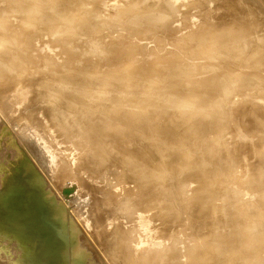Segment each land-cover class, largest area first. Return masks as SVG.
I'll return each mask as SVG.
<instances>
[{
  "label": "rangeland",
  "instance_id": "obj_1",
  "mask_svg": "<svg viewBox=\"0 0 264 264\" xmlns=\"http://www.w3.org/2000/svg\"><path fill=\"white\" fill-rule=\"evenodd\" d=\"M32 1L33 0H31V1L30 0H0V2H1L0 3V22L3 23L4 26H6L5 29L7 30V32H2V33H4V34L6 33V34L10 35L11 37H13L15 39L14 42H13L14 43V50L20 51V53L24 52L26 50L27 45H28V44H24V42H22L23 41V35L22 34H26L27 31L30 33V35L32 34L31 35V37H32L31 38V43H32L34 41V39L36 37H40L41 34H42V37L45 36L47 34L46 31L48 32L51 27H54V26L67 27V26L70 25L72 27L75 26V28H76L79 25H82L83 22L81 20H77V21H75V23H73L71 21H72L73 18L76 19V18L81 17L79 15L80 13L83 16H86L85 18H86L87 21H86V24L84 23V25L88 26V25L91 24L92 30L91 29L90 30L93 31V33H95L97 36L105 34V37L107 39V43L105 44V46L107 48H109V49H113V48L117 47V45L114 44L115 43L114 40L117 39L118 40L117 41L118 44L122 43L123 46L124 45L128 46L130 44L128 40H131V44H133V43H137L138 44L139 43L138 44L139 45L138 46L139 49L137 51L140 52V50H141L139 55L143 56V57L146 56L145 52H147V51L150 52V50H152V49L158 51V54L156 56H154L152 58H149V59L148 58H144L143 61H140L137 64V67H142V66L144 67L145 66L144 67L145 69L144 68L141 69L143 72L139 73V75H138L139 77L135 78L131 82L132 84L129 85V83H128V84L125 85V86L129 85L128 87H125L124 85L122 87V85L120 84L121 86L117 88L118 92L122 91V93H121L122 96H120V98H124L125 97V99L126 98L129 99L131 97V94H132V91H131L132 89L131 88H133L134 91H139V93L141 95L140 97H144V96H147L146 95L147 86H149V85L153 86V85H157V84L160 85V86L158 85L159 88L157 90H153L152 95H150L151 99L153 100V104H156V105L158 104L157 106H159L158 117L160 118L159 120L160 121L162 120V121H161V124L157 123V122H155V124H157L156 126H158V127L160 126V128L155 127V125H153L154 121H153V124H152V121H151V125L152 126L150 125V122H149V124H147V127H148V125H150V127H148V129H149V128H152L154 126L155 128H157V130L160 129L159 132L162 131L163 128L165 129V130L163 129L164 130V131H162L163 133L160 132L159 138L155 137L157 139L153 140L151 143L152 144L155 143V145H156V146H153L155 148V150H154L155 154L154 155H156V157H155L157 159L156 162L160 163L161 154L162 153H165L164 155H166V157L168 156L167 160L169 161V162L167 161V163L164 164V166H163L164 169L163 168L160 169V172H162V173H159L160 176H157V177H161L162 179L161 178H157V177H156V179H157L158 182L161 183V180H164V182H165V178H166V181L168 179L170 184L167 181V183L169 185H167L165 183L164 187H162L161 186L162 183L159 184L157 182L159 184L157 186L160 187L159 190L162 193L160 191L159 192H160L161 195L163 194L162 195L163 197L161 196L160 199L158 198V200H157V207L158 206H160V207H158L159 210L157 212L158 214H157V217H156V220H155L156 222L154 224L155 225V229H154V232H152V234L148 236L149 238L147 237L148 238L147 239L148 242L147 241L145 242L146 244L144 245V248L147 247V248H154L155 249V247H156V249L154 251H155V255H157V257L159 256V258L161 259L160 264H166L165 262H167V264H171L172 263L171 261H173L172 259H174V261H175V259H178V258L181 259V260L184 259V258L185 259L182 260V261L181 260L179 261V259H178V260H176L175 264H184V263L185 264H190V263L193 264V262H196V261H199L200 262L199 264H204V261H208V263L205 262V264L206 263L207 264H215V263L216 264H259V263L260 264H264L263 262H259V261L257 263V260H259L260 258H261L260 259L261 261H264V251H263L264 250V246H263L264 245V241H263V239H264V227H263L264 223L263 222L264 221L263 222L261 221L264 218L263 217L264 216L263 215V213H264V188L262 187V190L259 189L264 184V158H261L260 156H258L257 153H255V152H258V150H260V148L263 147V145H264V125L255 122V121H258V120L259 121L260 120L263 121V119H264V116H262L263 113H264V107H262V106H264V99H263L264 98V60H263L264 59V57H263L264 56V49H261V48H264L263 47L264 46V31H263L264 30V20H263L264 19V0H259V1H257V0H250V1L249 0L248 1L245 0V1H243V3L242 2L240 3L241 5H239V1L238 0H223V1L222 0H214V1L213 0H202V1L198 0L199 2L197 0H190L191 2L187 1V0H176V1L175 0H171L172 4H171L170 0H168V1L167 0H163V1L161 0V2H163V3H160L161 4L160 8H163V9L165 8V10H168L169 7L173 8V6L176 8V9L173 8L174 10L171 9V8L169 9V10H171V15L172 16L170 15L169 16V20L166 21V23L170 25L169 27H167L168 30H170V31H168V33L167 32L165 33V31H167V28L163 29L164 31H161V32L153 31L154 29L152 27H150L151 26V25H149L150 23L149 22L148 23L147 22H143L144 20H142V19L148 20L149 15H143V13L142 14L140 13L141 12L140 10L137 11L135 9V7L139 3L141 4L142 2L145 3L147 1L149 3L151 0H94V4H95L94 6L95 7L94 8H90L88 10L82 9V7L78 6L79 4H83V3L87 4V3H85L86 0L85 1L84 0H79L80 2H78L77 0H75V1L74 0H58L59 2H56L55 0H53V2H51V0H40L38 2L42 3V6L44 5V8H42V6H41L40 7L41 9L39 8L40 11L38 10L39 12L38 11L34 12V10L31 9V8L34 7V6L32 7V5H35ZM54 1L56 3H58L56 5L57 7L54 5V4H56V3H54ZM193 1L196 4H194ZM203 1L204 2L206 1V2L203 3ZM187 2L193 3L194 5L193 4L189 5ZM244 2L246 4L247 3L248 4L246 5ZM259 2H261V3H259ZM52 3H53V5H52ZM89 3H90V1L88 2V5H89ZM169 3L171 5H169ZM183 3L184 4L187 3V4L184 5ZM92 4H93V2H92ZM92 4L90 3V6ZM112 5H113V7H112ZM175 5H177L179 8L177 6H175ZM108 6H110V8ZM132 6H135V7H132ZM201 6L204 9H202ZM17 7H19L20 11H18ZM195 7H196V9H195ZM197 7H200V8H197ZM207 7L209 9L205 10V8H207ZM242 7L243 8H246V7L249 8L250 7V8H249V10L248 9L246 10V9H243ZM252 7H253V9H252ZM254 7L257 8V9H255ZM104 8H107L108 10L104 11ZM217 8H219V12H218V10H216ZM220 8H222V9L220 10ZM182 9H184V10H182ZM198 9H200V11ZM15 10H16L17 14H15L16 13ZM30 10H32L33 12L32 11L30 12ZM113 10L116 11V12H114ZM211 10H212V12H211ZM251 10L254 13L251 12ZM12 11L14 12L15 15L12 13ZM178 11H180V12H178ZM183 11H186V12L182 13ZM190 11H192V12H190ZM202 11L205 14L202 13ZM205 11H207V12H205ZM213 11H214V13H213ZM216 11H217V14L215 13ZM243 11H245V12H243ZM249 11L252 14H250ZM258 11H260V12H258ZM173 12H175V13H177L179 15H180V13H182L181 16H180L181 18H178L179 15H177V14H175ZM199 12L202 13V15H204V18L201 17ZM220 12L223 13V14H221ZM235 12H238L239 14L238 13L236 14ZM255 12H257V13H255ZM30 13H33L34 17ZM190 13H191V16H190ZM195 13H197L196 14L197 16L195 15ZM198 13H199V15H198ZM185 14L186 15L189 14V15L186 16ZM232 14L234 15L233 18H231ZM235 14L237 16H240V17H237ZM91 15H92V17H91ZM136 15H138V16H136ZM192 15H194V16H192ZM209 15H210V17H209ZM87 16H89V17H87ZM211 16H213L214 19H210L209 20L208 18H211ZM214 16L216 17V19H215ZM248 16H250V17L248 18ZM30 17H32V18H30ZM187 17H189L188 18L189 21L187 20ZM226 17L227 18L229 17V18L226 19ZM235 17H236V21L234 20ZM122 18H123V20H122ZM205 18H207L208 20L207 19L204 20ZM246 18H248V19H246ZM255 18H257L258 20L261 19L259 21L262 22L263 25H262V23L257 21V19H255ZM56 19H58V20H56ZM70 19H71V21H70ZM131 19H132V23H133L134 20H136V21H134V25L131 24ZM11 20H13V21H11ZM222 20H224V21H222ZM231 20H232V23H229V21L231 22ZM123 21H124V23H123ZM181 21H182V23H181ZM190 21H191V24L190 23L188 24V22H190ZM204 21H206V22H204ZM208 21H210L211 24ZM242 21H243V23H242ZM253 21H255L257 23H255ZM35 22L37 23V25H36ZM76 22H78L80 24H78V23L76 24ZM91 22H93V23H91ZM138 22H139V24H138ZM217 22L220 23V25L224 24L225 22L228 23V24H232L233 29L232 28L231 29L233 31H235L234 34L237 33L239 35V32L243 33V34H240L239 36H237V34L233 35V34H231L233 31L229 28L231 25L227 26L228 24L225 23L227 27H225V29H224V26L221 25V27H220L219 24H217ZM38 23H39V26H38ZM55 23H58V24L61 23V24L58 26ZM204 23H206V24H204ZM207 23L209 25H207ZM42 24H43V26H44V24L47 25L46 26L47 28L45 26H44V28L42 26H40ZM48 24H50V25H48ZM235 24H237V25H235ZM247 24H248V26H247ZM26 25H28L27 27H29V28H27ZM35 25L37 26V28H36ZM182 25H184V26L186 25V26L184 27ZM216 25H218L222 30L220 28L219 29L221 31L220 30H216V29H218L216 27ZM251 25H254V26L250 27ZM145 26L148 27V30H147V28ZM201 26H205V27H201ZM214 26L216 27V29H215ZM245 26L248 27V28H246L244 30ZM258 26H259V28H258ZM143 27H145L146 30L143 29ZM207 27H208V29H207ZM237 27H241L242 30H241V28L237 29ZM228 28L232 31V32L230 31L231 36H230V34L228 32L229 31ZM255 28H257V29H255ZM262 28H263V30H262ZM95 29H96V31H95ZM177 29L182 30V31L178 32ZM206 29H207V31H206ZM209 29H211V30H209ZM227 29H228V31H227ZM16 30H17V32L19 34L16 32ZM40 30H43V31H40ZM100 30H101V33L99 32ZM236 30L239 31V32H236ZM246 30H247V32H245ZM253 30L254 31L257 30V31L254 32ZM214 31H216V32H214ZM171 32H173V33H171ZM218 32L220 33L219 35H218ZM250 32H252V33H250ZM36 33H38L39 35L36 34ZM13 34H15V35H13ZM243 35L245 37H243ZM246 35L248 36V38H247ZM250 35H252L251 36L252 39L251 38L249 39ZM228 36H230V39L227 40V38H229ZM233 36H237V37H239V39H241L243 37L242 41L241 40L237 41L238 38L236 39ZM254 36H257V37H254ZM89 38H88V36H83V37L77 38L78 40H80V42H79V46L80 47L77 45L78 44L77 43L76 44L78 46L77 50L76 49L74 51L67 50L66 52H64L65 57H63L64 56L63 55L62 56L63 59L59 60L58 62H57V59L53 60V59H55L54 56H55V52L57 53V50L55 49V47H50L49 46V50L50 51H48V49H47V50H45V52H43V54L45 56L43 54L42 55L40 54V56H39V52L38 53L36 52V53H34L35 55L34 54L32 55L33 59L31 57V55H29L30 59H29V62L27 64L23 60L19 59V60H16L15 62H13L16 65L13 64V63H10L9 65L12 68L15 67L14 68L15 69L14 72H15L16 75H18L19 72L23 71L26 68H29L31 70V72H34L35 70L36 71L38 70V73L35 72V74L32 75V81L36 80V81H34L33 88L34 89L38 88V85L41 84L42 82L44 83V85H47V86H45L46 88L42 87L43 91L42 90H39V91L37 90L36 93L34 92L35 93L34 96L43 95V97L48 98V97L51 96V94H52L51 92L56 90V88H54V86H56L57 83H59V82L64 83V82L67 81L66 82L67 86H65V87H68V85H69L71 87V91H67V90H65L66 88L63 87L64 89H61V92H62L61 94L67 100H69V99H74V100L78 99L79 95H81L83 93V90H84L81 87L84 88L85 86H89V87L97 86L98 83L104 82L106 80V78H108V76L110 77V75H112L114 72H115L114 74H118L119 73V71H113L112 72V70L109 69L110 68V65H109V67H106L107 69H105V70L103 69V72H101L102 67L101 68L99 67L100 69L97 68L96 70L99 69L100 71L98 70V72H96V74H94L95 76L93 75L94 78L92 76L88 77L89 74H88L87 71H89L90 69L88 68V65H84V63H85V61L88 60V58H90V55H88V54L87 55H81V52L85 51L84 48L87 49L88 46L85 45L86 44L85 42ZM216 38H218V39H216ZM231 38H234L232 40L234 42H237V43L234 44V42L231 41ZM244 38H246V39H244ZM134 39H135V42H133ZM136 39H137L138 42L136 41ZM243 39L245 41H243ZM247 39H249V40L247 41ZM221 40H223V41H221ZM240 41H241V43H240ZM182 42H183V44H182ZM184 42H185V44H184ZM218 42L220 44H218ZM224 42H225L226 45H224ZM245 42H249V43H245ZM255 42H257V43H255ZM238 43H240L241 45L243 44L246 49H244V48H243L244 50L240 49L239 47H241V45H239ZM107 44H109V45H107ZM222 44L224 46H226V47H223ZM210 46H211V48H210ZM244 46H242V47H244ZM94 47L96 48V47H99V46L97 45V46H94ZM223 48H225V50ZM226 48H228V50ZM80 50H82V51H80ZM209 50H211V51H209ZM226 50L228 52H226ZM68 51H69V53H68ZM199 51H200V53H199ZM239 51L242 52L241 55H239V58H241V60L238 58V60H240V63H241V61H243L245 59H248L251 56V60L250 61H252L251 63H253V66H251V67L249 66L248 68H249V70L251 72V76L250 77L253 76V79H254L253 81H252V78L248 79L246 74H245V76H244V74H242L243 71H241L242 70L241 67H240V69H238L239 70L238 74H240V75H237V76H236L237 70L230 67L231 66V60H233L232 58H234L237 54H240ZM224 52H226V53H224ZM234 52L236 53V55H235ZM119 53H120V51H119ZM196 53H198V55ZM115 54H117V52H115ZM127 54L128 53H125V55H126L125 58L128 57ZM224 54H226V55H224ZM227 54H229V55H227ZM46 55H47V57L50 55L49 57H51V58L47 59ZM72 55H74V56H72ZM59 57H61V56H59ZM255 57H257V58H255ZM3 58L6 59V60H9L10 56L8 54H3ZM34 58H36V59H34ZM64 58H69L71 60H73L75 58L76 59L80 58L79 59L81 61L80 65L81 66L84 65L86 67H84V68L81 67L82 70H80V68H79L78 69L79 71H78L74 67V63H75L74 60H73L74 63L71 62V61H68L67 59H65L67 61V62H65ZM127 59H128L127 61L130 60L129 57ZM160 59H163V60L165 59V62L163 60L158 62ZM196 59H197V61H196ZM166 60H167V62H166ZM259 60L262 61V62H260ZM120 61H123V60L121 59ZM125 61H126V59H124V61H123L124 63L123 64H125L127 62V61L126 62ZM68 62H69V66L66 67V65H68L66 63H68ZM153 62L154 63L156 62L157 66L161 62H164L163 64L165 66L161 63L162 66L160 65V68H159V66L157 67ZM195 62H197V63H195ZM167 63H168V65H167ZM207 63H208V65H207ZM257 63H259V65ZM243 64H244V62H243ZM1 65L2 64L0 63V66ZM63 65L66 67V69H65V67ZM72 66L74 67V69H73ZM133 66H135V68H136V64L133 65ZM146 67H148V68H146ZM153 67H155V69L157 67V71H159L160 74H159V72L154 70ZM46 68H47V70H45ZM55 68H58V70H60V71H58ZM152 68H153V70H152ZM174 68H175V70H174ZM197 68L199 70H197ZM53 69H54V72L52 71ZM72 69L76 70L77 73H74L75 71H73ZM85 69H87V71ZM146 69L148 71L144 72ZM61 70H62V72H61ZM189 70H190L191 73L189 72ZM191 70H193V71H191ZM201 71H202V74L206 78L205 77L202 78V74L201 75L199 74L201 77L198 76L197 73H201ZM59 72H61V73H59ZM57 73L59 74V76H58ZM146 73L147 74H149V73L153 74V75H149V76H151V78H153V80L150 77L148 78ZM157 73L159 75H157ZM62 75H63V77H61ZM156 75L158 76V78H157ZM175 75H176V77H175ZM194 75L195 76L197 75V77H195ZM218 75H219V77H218ZM102 76H104V77H102ZM125 76H123V77L121 76L120 78H117L116 80L118 81V83H122V81H124L126 79ZM192 76H193V78H192ZM234 76L237 79V82L240 83L241 85H243L242 87H244L246 82H247L248 85L252 84V85H250L251 90H250V92H248L249 94L250 93L251 94L250 95L246 94V96H244L245 94L243 95V93L241 91L244 88L239 87V88H241V90L239 88H238L239 90L236 88L233 91L232 95L230 97L226 98V100H225L223 98V93H222L223 89H224V85L225 84L227 85L229 83L231 84L232 80L234 79ZM126 77H128V76H126ZM57 78H59V79H57ZM87 78H88V81H86ZM185 78H186V80H187V78L188 79L190 78V79L187 80V82H186ZM62 79H63V81H62ZM172 79H173V81H172ZM247 79L250 82L252 81L253 83L248 82ZM245 80H246V82H245ZM91 81H93V82H91ZM179 81L180 82L183 81V82H181V84H180ZM88 82H90L91 84H88ZM217 82H218V84H217ZM113 83H116V81L113 82ZM133 83H136V84L134 85ZM145 83H147V84H145ZM165 83H167V84H165ZM75 85H76V87H75ZM179 85H181V86H183L185 88H182ZM248 85H245V87L248 88L247 87ZM48 86H49V88H48ZM137 86H139V87H137ZM144 86H146V87H144ZM167 86L169 88H167ZM197 86L200 87V88L203 87L202 89H204V91H206V90L207 91H206V93L203 91L205 94L203 92H200V96H198V98H194V97L192 98V94L195 92L196 88H198ZM208 86H211V87H208ZM121 88H123V89L120 90ZM192 88L194 89V91H193ZM73 89L75 91L77 90V92H75ZM78 89H80V91ZM89 89H91V88H89ZM167 89H169V90H167ZM177 89L178 90L180 89V90L178 91ZM190 89L193 92L190 91ZM208 89L210 90V92H209ZM134 91H133V93H134ZM155 91H156V93H155ZM157 91H160V92H157ZM161 91H162V93H161ZM235 92H236V94H235ZM262 93H263V95H262ZM240 94H241V96H240ZM255 94H257V95H255ZM75 95H78V97H76ZM115 95H114V99H116V97H117V96L115 97ZM163 96H164V98H163ZM255 97H257V98H255ZM50 98H52V97H50ZM232 98L234 99V101H233ZM236 98H237V101H236ZM222 99H224V101ZM199 100H200V102H199ZM238 100H240V101H238ZM192 101H193V104H192ZM196 101L198 103H196ZM232 101L233 102L236 101V102L233 104ZM251 102H252V104L250 105ZM178 103H179V105L180 104L183 105V107L181 109L179 108V110L175 109V106L178 105ZM211 104H212V106H211ZM231 104H232V106L233 105L234 106L232 107ZM60 105H62V108H63L64 111L61 109L60 110L61 112L58 113V116L61 118V120L64 123L66 121L65 119L68 118L70 115L73 116L74 113H75L76 116H73V119H74L73 122H75V123L79 122L78 121V117L81 114L80 111H77L79 109V107L75 108L77 110H75L73 108V112H71V113H69L67 115L68 112L72 111V110L69 109L68 104L66 102L64 103V101H61ZM213 105H215V107H213ZM67 107H68V110H67ZM193 107L195 109H193ZM212 107L215 108V109H213ZM216 107H217V109H216ZM228 107H229L230 110L232 109L233 113H236L237 116L241 115L240 117H242V118L245 116V114H246V116L244 118H248V117L251 116V118H254V119H252V120H254L253 122L258 124V125H255V123H254L255 126L251 130L246 132L245 135L242 134L240 136V138H236L235 140L240 139V140H238V142L237 141L235 142L231 138L232 136L229 135L231 133H228V129L226 128L227 124L229 125V122L224 117H222V116H227V115H225L226 112H224V111H226L225 109L228 110ZM65 110L67 111L66 113H64ZM125 110H127V111H125ZM244 111H246V112L244 113ZM123 112H128L129 113L128 108L127 107L124 108ZM182 112H183V114H182ZM240 112H242V113H240ZM187 113H188V115H187ZM214 113H216L217 115L214 114ZM53 114H54V112H53ZM55 114H57V112ZM146 114L148 115V113H146ZM146 114L144 113V115H146ZM177 114H179V115H177ZM61 115H62V117H61ZM175 115H176L175 120H178V121H176L177 123L175 124L174 123L175 120H174V122H173L174 124L172 125V121L174 119L173 117ZM218 115H220V116L218 117ZM247 115H249V116H247ZM81 117H79V119H83L84 115H82ZM221 117H222V119H221ZM234 117H236V116H234ZM168 118H169L170 122H169V120H167ZM84 119H85V117H84ZM76 121H78V122H76ZM139 123L141 125V124H143L145 122L139 121ZM66 124H70V125L72 124L73 125L74 123L68 122ZM5 125H3L1 123V127H0V131H1L0 132V188H1L2 183H3V179L7 175H8V177L11 176L10 172L14 169V167L20 166V163H22V161H24V158H25V156H24L25 152L24 151L25 150H24V147H22V145H20V144H22L20 141L23 139V136L20 135V138H18V140H16L17 138L14 135V133L17 132V130L18 131L19 130H23L25 132V134H27V142H26V144H27L28 148L27 147L26 148L31 153V154L29 153L30 156H28V154H26V156L28 158L30 157L29 159L33 162V164L35 165L37 170L42 174V178H43L45 184L47 185V186H45V188H46V190L48 189L50 191L49 193H51V195L55 198V200L57 202V206L62 208L64 210V212H65V214L63 212L59 213V214H62V218H60V220L63 223L62 225L65 226V229H66L65 233H67V235L69 237L70 248L68 250H66L65 253L63 252L61 254L60 260L62 261V260L65 259L64 260L65 264H109V261H108V259H106L104 254H105L106 249H108L109 246H110L108 244L109 243L108 241L110 240V237L112 236L113 233L111 231L110 232L107 231L108 233L103 232L102 235L101 234L93 235L92 234V232H93L92 226H93L94 223L91 222L88 219L91 216V213H92L93 203L96 201V197H97L96 193L93 194V195H88L87 191L82 190L80 192V191L76 190L78 188H77V185H74L75 182H73L74 178L72 177L71 170L65 169L64 171H61L59 174L57 173L58 168H59V163L56 162V161H55V163H53L52 158L47 154L48 150H45V149H43L41 147L38 148L36 146V145H38V142L40 140V135H38V134L33 132L34 131V129H33L34 125L25 124V126L23 125L22 127H15V129H13V127H11L9 124H7L8 126L7 125L5 126ZM70 125H68V126H70ZM140 125H138V126L140 127ZM143 125H146V123L143 124ZM2 127H4V128H2ZM141 128H143L142 125H141ZM255 128H257V130H255ZM69 129H68L69 131L74 132V131H72L71 126H70ZM126 129L128 130V128H126ZM145 129H146V127H145ZM148 129L146 131H150V133L147 132V133H149V135H148V137H149V136H151L150 134L153 133V131H155V129L153 128L154 130H152V131H151V129L150 130H148ZM169 132H170V134H167ZM155 133H156V131H155ZM51 134H53V132ZM164 134H166V135H164ZM153 135H154V133L152 134V136ZM161 135H163V136H161ZM181 135H182V137H181ZM180 137L182 139H180ZM245 137H247L246 141H244ZM248 137H249V140H247ZM152 138L154 139V137H152ZM19 139H21V140H19ZM191 139H193V140H191ZM190 140H191V143H190ZM196 140H197V142H196ZM227 140H228V143H227ZM241 140H242V142H241ZM18 141L20 143H18ZM212 141H213V143H212ZM182 142H183V144H182ZM231 142H233V143H231ZM240 142L241 143L248 142L251 147L249 145H247V147H245L246 149L244 147H243L244 150L240 149V148H238L239 147L238 143H240ZM56 145L57 146L59 145L58 141L56 142ZM195 145H197V146H195ZM253 146H254V148H253ZM247 148L248 149L250 148L249 151H248ZM208 149H209V151H208ZM238 149H239V151H238ZM156 150H158V151L156 152ZM187 150L188 151L190 150V152H188ZM246 150L250 154L252 153L251 156L247 155V151ZM185 151H187L188 153H192L193 154V155L190 154L192 156L191 158H193L194 160L195 159L197 160V161L196 160L194 161L193 159H191L192 161L191 160L190 161L193 162V163L194 162L196 163V162H198V160H201L200 158H198V159L195 158L197 155L199 156V154H201L200 156L202 157L203 160H201L199 162L200 163V165L198 164L199 167L195 163L194 164L192 163V164H190V167L192 169L191 168H189V169L186 168L185 169L186 172H185L184 169L181 168L182 166L179 167L181 164L178 163V161H180V159L182 157L179 158L180 154L179 155H176V154H178L180 152H185ZM204 151H206L207 153L206 154L205 153L204 154L201 153V152H204ZM20 152H22V153H20ZM56 152L58 153L59 151H56ZM160 152H161V154H160ZM235 152L236 153L239 152V154H241V152H242V154L244 156H242V154L241 155L235 154ZM245 152H246V154H244ZM211 154L212 155L216 154V155L213 157V156H211ZM233 154H235V155H233ZM253 154H255V155H253ZM173 155L178 156L177 157V158H179L178 161L176 160V157L174 158ZM245 155H247L249 158H247ZM172 156H173V158H172ZM216 157H219V159L217 158L218 161H217ZM205 158L207 159V162H208V163H206V162L205 163L207 165H209V166H207L204 162L203 163L205 165H201L202 161H206ZM213 158H214V160L215 159L216 160L213 161ZM174 160L177 161V162H175ZM171 161H172V164H171ZM129 163H132V161H130ZM159 163H157V165H159ZM173 163L175 165L177 163V167ZM15 164H17V165H15ZM178 164H180V165L178 166ZM172 165L174 167H176L175 170H174L175 173L173 172V169H172L173 166ZM191 165H194V166L196 165L195 166L196 168H194L195 170L193 169L194 166L192 167ZM200 166L201 167L204 166L203 167L204 173L202 172V170H201L202 168ZM197 168H199V169H197ZM199 170H201V172L203 174ZM114 171H115V169L112 170L111 172H114ZM189 172L191 174H189ZM130 173L131 172H127V174H130ZM179 174H181V175L183 174L185 177H183V175L181 177ZM87 175H88V177H90V176H92V173H89ZM198 175L200 176L199 178H198ZM202 175H203V177L206 176V180L204 179L205 177L204 178L201 177ZM207 176H208V178H207ZM220 177L224 178V179H222L223 181H221ZM225 177H226V179H225ZM235 177H236L237 181H235L236 180ZM237 177L238 178L240 177L239 180H238ZM108 178H109V176H108ZM201 178L204 179V180L202 179L203 181L201 180L203 182V183L201 182L202 186H199L201 184H199L197 186V184L200 183V179ZM198 179H199V181L197 183L196 180H198ZM213 179H214V181H213ZM233 179H235V180H233ZM181 180H183V181H181ZM184 180H185L186 183L184 182ZM192 180H195V181L192 182ZM224 180H226V181H224ZM88 181H89L90 184L99 186V184H97V183L100 182V181H98L97 179H93V178L90 177L88 179ZM190 181H191V184H190ZM57 182H58L57 186H63V187L65 186L64 188L69 187L67 185L73 183L74 187H76V188H75V192L70 196V198L66 199V198H64L61 195L60 196L61 198L60 199L58 198V200H57L56 194L52 190V188H53L52 185L54 183L57 184ZM195 182L197 184H193ZM61 183H62V185H61ZM63 183H65V185ZM258 183H261L262 185L258 184ZM213 184H214V187H213ZM256 184H258V185L255 186ZM192 185H195V186H192ZM259 185H260V187L258 188ZM37 186H40V184L37 183ZM166 186H168V189L166 188ZM176 189L178 190V192H177ZM191 190H192V192H191ZM78 192H80V193H78ZM173 193H174V195H173ZM181 193H182L181 196L178 195V194H181ZM198 193H201V194H198ZM174 196H175V198H174ZM195 196H197V197H195ZM178 198L180 200H182V201H183L182 198H186V200L184 199L185 202H182ZM175 199H177V200H175ZM190 199L193 202H191ZM171 200H173V201H171ZM191 203H194V204H191ZM166 204H167V206H165ZM175 204H177V205H175ZM187 205H188V208H187ZM191 205L194 206L193 207V210L195 209L194 211L192 210V206ZM195 205H196V207H195ZM178 206H182V207H179L180 208L179 209ZM164 207H166V209ZM190 208H191V210H190ZM216 208H217V210H216ZM164 209L167 210L169 214ZM204 209H206V210H204ZM59 210L62 211L61 209H59ZM161 210H163V212ZM214 210L218 211V212L215 211L217 213L216 216H215ZM239 210H240L241 213L239 212ZM244 210L246 211V213H245ZM235 211H237V212H235ZM171 212H174V214L171 213ZM187 212L189 214H187ZM166 213H167V215H166ZM248 213H249V215H248ZM261 213H262V215H261ZM194 214H196V215H194ZM255 215H257V216H255ZM205 217H207V218H205ZM242 217H245V218H242ZM257 217H259V218H257ZM229 218H232V219L230 220ZM237 218H238V220H237ZM260 218H262V219L260 220ZM105 219L107 220L106 222H108V223L110 222L108 217H104V216H99V218L97 220H100V221L104 220L105 221ZM69 220H70L71 224L69 223ZM175 222H176V224H175ZM247 222H249V223H247ZM147 223H149V222H147ZM242 223H244V224H242ZM142 224L143 223H141V225ZM246 225H248V226H246ZM70 227H71V230L69 229ZM237 228H240V229H237ZM243 228L245 230V233H244V230H242ZM178 230H179V233H178ZM246 230H249V231L246 232ZM253 230H254V232H253ZM257 230H258V232H260L259 234H257L258 233ZM251 232H252V234L253 233H255V234L251 235L250 234ZM206 233L208 235L209 234L210 235L207 236ZM159 234H160V236H159ZM204 234H205L206 237L204 236ZM244 236L247 237V238H244ZM250 236H253V237L251 238ZM258 236H259V238H257ZM262 237H263V239H261ZM213 240H215V241H213ZM258 242H260V244ZM218 243H219V245H217ZM255 244H257L258 246L261 245V247H258ZM247 245H249L248 246L249 248L247 247ZM250 245H251L252 248L250 247ZM253 246H255V248ZM173 247H176V248H173ZM216 247H218V248H216ZM192 248H194V249H192ZM213 248H214V250H213ZM246 248L249 249V250L247 251ZM170 249H172L171 251H173V252H171ZM241 249H243V252H242ZM250 249L251 250L254 249V251L257 250V251H255L257 253H254V251L251 252ZM175 250L176 251L178 250V251L174 252ZM226 250L228 252H226ZM258 251L260 253H262L261 254L262 256L260 255V253H258ZM169 252L172 253V254L174 253V254L173 255L169 254ZM231 252L233 253V255H231ZM236 252H238V254H236ZM0 253H1L0 254V262L1 263H3V262L6 263L7 256L11 255L13 257L12 258L13 262L11 264H30L29 263V259L23 258L22 251H19V249L15 245H13V244L11 245L9 243V241L2 240L1 237H0ZM165 253H166V255H165ZM216 253L217 254L219 253V255H217ZM227 254L231 255L232 257L230 258V256H228ZM240 254H241V256H240ZM252 254H254V255H252ZM162 255L165 256V257H162ZM167 255L168 256L172 255V256L169 259V257ZM255 255H257L259 257V259L255 258V257H257ZM19 256H20V260H18ZM181 256L183 258H181ZM204 256H205L206 259L204 258ZM249 256L251 257V259H250ZM196 257H198L199 259L196 258ZM202 257L205 260L204 261L202 260V262H201V258ZM159 258H158V260H160ZM166 258H167L168 261L169 260H171V261H169V263H168ZM228 258H230V259H228ZM262 258H263V260H262ZM164 259H165V261H164ZM190 259H192V260H190ZM227 259L230 262L227 261ZM248 259H249L250 263L248 262ZM71 260H73V262ZM46 263L47 262H46L45 259H41L40 260V264H46ZM64 263H57V264H64ZM196 264H198V262Z\"/></svg>",
  "mask_w": 264,
  "mask_h": 264
},
{
  "label": "bare ground",
  "instance_id": "obj_2",
  "mask_svg": "<svg viewBox=\"0 0 264 264\" xmlns=\"http://www.w3.org/2000/svg\"><path fill=\"white\" fill-rule=\"evenodd\" d=\"M31 1V0H30ZM38 1H40V0H33L32 2L35 4V5H32V7L33 8H31V9H33L34 10V12H37L38 10H39V8L42 6V3H39ZM56 2H59L58 0H55ZM54 1V3H56ZM75 1V0H74ZM78 2H80L79 0H77ZM85 1V0H84ZM90 1V3L92 4V2H93V4L90 6V3H89V5H88V2ZM163 1V0H162ZM168 1V0H167ZM176 1V0H175ZM187 1H190V0H187ZM198 1V0H197ZM202 1V0H201ZM214 1V0H213ZM223 1V0H222ZM239 1V5H241L240 3L242 2L243 3V1H245V0H238ZM248 1V0H247ZM246 1V2H247ZM250 1V0H249ZM257 1H259V0H257ZM5 2V1H4ZM28 2V1H27ZM51 2H53V0H51ZM170 2H171V0H170ZM174 2V1H173ZM180 2V1H179ZM186 2V1H185ZM191 2V1H190ZM190 2H187L189 5H191V4H193L194 3V1H193V3H190ZM196 2V1H195ZM199 2V1H198ZM197 2V3H198ZM206 2V1H205ZM204 1H203V3H205ZM1 3V2H0ZM23 3V2H22ZM71 3V2H70ZM82 3V2H81ZM85 3H87V4H77L78 6H80V7H82V9H86V10H88V9H90V8H94L95 6V4H94V0H86V2ZM117 3V2H116ZM160 3H163V2H161V0H151L149 3H148V1L147 2H145V3H139L136 7L135 6H132V7H135V9L138 11V10H140L141 12V14L143 13V15H149V17H148V20H146V19H142V20H144L143 22H149L150 24L149 25H151L150 27H152L154 30L153 31H156V32H161V31H164L163 29H166L167 27H169L170 25L169 24H167L166 23V21L167 20H169V16L171 15V10H169L171 7H169V9L168 10H165V8L163 9V8H160V6H161V4ZM177 3V2H176ZM182 3V2H181ZM187 3H185V4H187ZM209 3V2H208ZM215 3V2H214ZM237 3V2H236ZM245 3V2H244ZM259 3H261V2H259ZM13 4V3H12ZM16 4V3H15ZM14 4V5H15ZM48 4V3H47ZM58 3H56V4H54L55 6L57 5ZM137 4V3H136ZM171 4H172V2H171ZM170 3H169V5H171ZM179 4V3H178ZM177 4V5H178ZM184 4V3H183ZM182 4V5H183ZM184 4V5H185ZM194 4H196V3H194ZM193 4V5H194ZM199 4V3H198ZM246 4V3H245ZM248 4V3H247ZM246 4V5H247ZM52 5H53V3H52ZM88 5V6H87ZM177 5H175V6H177ZM188 5V6H189ZM211 5V4H210ZM21 6V5H20ZM54 6V7H55ZM187 6V5H186ZM208 6V5H207ZM27 7V6H26ZM30 7V6H29ZM57 7V6H56ZM55 7V8H56ZM109 8H110V6H108ZM112 7H113V5H112ZM117 7V6H116ZM131 7V8H132ZM178 7V6H177ZM251 7V6H250ZM249 7V8H250ZM261 7V6H260ZM18 8V11H20L19 10V7H17ZM25 8V7H24ZM42 8H44V5L42 6ZM54 8V9H55ZM173 8L174 9H176L174 6H173ZM173 8H171V9H173ZM179 8V7H178ZM194 8V7H193ZM197 8H200V7H197ZM201 8H202V6H201ZM243 8V7H242ZM249 8L248 7H246V8H243V9H248L249 10ZM255 8V7H254ZM8 9V8H7ZM11 9V8H10ZM29 9V8H28ZM41 9V8H40ZM58 9V8H57ZM173 9V10H174ZM188 9V8H187ZM195 9H196V7H195ZM194 9V10H195ZM202 9H204V8H202ZM208 10L209 8L207 7V8H205V10ZM222 8H220V10H221ZM229 9V8H228ZM240 9V8H239ZM242 9V10H243ZM252 9H253V7H252ZM255 9H257V8H255ZM47 10V9H46ZM56 10V9H55ZM106 10H108L107 8H104V11H106ZM115 10V9H114ZM113 10V11H114ZM182 10H184V9H182ZM181 10V11H182ZM190 10V9H189ZM199 11H200V9H198ZM197 10V11H198ZM216 10H218V12H219V8H217ZM225 10V9H224ZM22 11V10H21ZM32 10H30V12H31ZM40 11V10H39ZM38 11V12H39ZM49 11V10H48ZM54 11V10H53ZM196 11V10H195ZM240 11V10H239ZM15 12H16V10H15ZM33 12V11H32ZM114 12H116V11H114ZM178 12H180V11H178ZM184 12H186V11H183L182 13H184ZM190 12H192V11H190ZM194 12V11H193ZM205 12H207V11H205ZM210 12V11H209ZM211 12H212V10H211ZM223 12V11H222ZM227 12V11H226ZM225 12V13H226ZM243 12H245V11H243ZM248 12V11H247ZM251 12H253L252 10H251ZM250 11H249V13L250 14H252ZM258 12H260V11H258ZM12 13L14 14V12L12 11ZM11 13V14H12ZM44 13V12H43ZM53 13V12H52ZM87 13V12H86ZM145 13V14H144ZM173 13H175V12H173ZM182 13H180V15L179 14H177V13H175V14H177V15H179V17L178 18H181L180 16H181V14ZM200 13V12H199ZM199 13H198V15H199ZM202 13H204L203 11H202ZM202 13H200V15H201V17H203L204 18V15H202ZM213 13H214V11H213ZM216 14H217V11L215 12ZM221 13V12H220ZM224 13V14H225ZM233 13V12H232ZM236 14L238 13V12H235ZM254 13V12H253ZM255 13H257V12H255ZM15 14H17V12L15 13ZM14 14V15H15ZM32 16H33V13H30ZM29 14V15H30ZM38 14V13H37ZM46 14V13H45ZM85 14V13H84ZM90 14V13H89ZM197 13H195V15H196ZM205 14V13H204ZM221 14H223V13H221ZM231 14V13H230ZM235 14V15H236ZM239 14V13H238ZM241 14V13H240ZM36 15V14H35ZM48 15V14H47ZM81 17H79V18H73L72 19V21H71V19H70V21L71 22H73V23H75V21H77V20H81L83 23H82V25H79L78 27H76L75 28V26H67V27H57V26H54V27H51L50 29H49V31L47 32L46 31V35L45 36H43L42 37V34H41V36L40 37H36L35 39H34V41L31 43V35H30V33L27 31L26 32V34H22L23 35V41L22 42H24V44H28L27 45V47H26V50L24 51V52H21L20 53V51H17V50H14V38L13 37H11L10 35H8V34H4V33H2V32H7V30L5 29V27L6 26H4V24L3 23H1L0 22V63L2 64L1 66H0V127H1V123L3 124V125H7V124H9L11 127H13V129H15V127H22L23 125L25 126V124H31V125H34L33 127V129H34V133H36V134H38V135H40V140H39V142H38V145H36L38 148L39 147H41V148H43V149H45V150H48V152H47V154L52 158V161H53V163H55V161L56 162H58L59 163V168H58V171H57V173L59 174L61 171H64L65 169H67V170H71V173H72V177L74 178L73 179V182H75L74 183V185H77V188L78 189H76V190H78V191H82V190H84V191H87L88 192V195H93V194H95L96 193V201L93 203V208H92V213H91V216L88 218L91 222H93L94 224H93V226H92V230H93V232H92V234L93 235H99V234H101L102 235V233L103 232H105V233H108L107 231H111L113 234H112V236L110 237V240L108 241L109 243V248L108 249H106V251H105V254H104V256L106 257V259H108V261H109V264H160V261H161V259L159 258V256L157 257V255H155V249H156V247H155V249L154 248H144V245L146 244L145 242L147 241V239L149 238L148 236L149 235H151L152 234V232H154V229H155V220H156V217H157V212H158V210H159V208L158 207H160V206H158L157 207V200H158V198L160 199V197L163 195H161L160 194V187L159 186H157V185H159V184H161L162 183V187H164V185H165V183L167 184V185H169L170 184V182H169V180L167 179V181H168V183H167V181H166V178H165V182H164V180H161V183L160 182H158L157 181V179H156V177L157 176H160V174L159 173H162V172H160V169L161 168H163L164 169V164H166L167 163V157H166V155H164L165 153H162L161 154V152H160V154H161V161H160V163L159 162H156L157 161V159L155 158L156 157V155H154L155 154V148L153 147V146H156L155 145V143H151L153 140H155V139H157V138H159V136H160V132H162V131H164L163 129H162V131H160L159 132V130L160 129H158L157 130V128H155V127H158V126H156L157 124H155V122H157V123H160L161 124V121L159 120L160 118L158 117V109H159V106H157L156 104H153V100L151 99V97H150V95H152V92H153V90H157L159 87H158V85L159 84H157V85H153V86H147V91H146V95L147 96H144V97H140L141 95H140V93H139V91H134L133 90V88H129L131 91H132V94H131V97L129 98V99H125V97L124 98H120V96H122V91H119L118 92V90H117V88L118 87H120L121 85H122V87H123V85L125 86L126 84H128L129 83V85L130 84H132L131 82L135 79V78H138L139 76V73H142L143 71L141 70V69H143L144 67L142 66V67H137V64L140 62V61H143L144 60V58H152V57H154V56H156L157 54H158V51H156V50H154V49H152V50H150V52L149 51H147V52H145V54H146V56H140L139 54H140V52H141V50H140V52H138L137 50L139 49L138 48V44L137 43H133V42H135V39L133 40V44H131V40H128L129 41V45L128 46H126V45H122V43L121 44H118V40L117 39H115L114 40V44H116L117 45V47L116 48H113V49H109V48H107L106 46H105V44L107 43V39H106V37H105V34L104 35H96L95 33H93V31H91L92 30V26H91V24L90 25H84V23L86 24V16H83L81 13L79 14ZM112 15V14H111ZM124 15V14H123ZM186 15V14H185ZM187 15H189V14H187ZM186 15V16H187ZM211 15V14H210ZM210 15H209V17H210ZM249 15V14H248ZM90 16V15H89ZM89 16H87V17H89ZM97 16V15H96ZM136 16H138V15H136ZM172 16V15H171ZM185 16V17H186ZM190 16H191V13H190ZM192 16H194V15H192ZM197 16V15H196ZM216 16V15H215ZM214 16V17H215ZM225 16V15H224ZM228 16V15H227ZM233 14H232V17L231 18H233ZM237 16V15H236ZM242 16V15H241ZM245 16V15H244ZM251 16V15H250ZM250 16H248V18L250 17ZM253 16V15H252ZM263 16V15H262ZM34 17V16H33ZM37 17V16H36ZM35 17V18H36ZM91 17H92V15H91ZM90 17V18H91ZM102 17V16H101ZM105 17V16H104ZM109 17V16H108ZM111 17V16H110ZM117 17V16H116ZM122 17V16H121ZM145 17V16H144ZM199 17V16H198ZM237 17H240V16H237ZM261 17V16H260ZM30 18H32V17H30ZM34 18V19H35ZM40 18V17H39ZM94 18V17H93ZM140 18V17H139ZM177 18V19H178ZM184 18V17H183ZM189 17H187V20L189 21V19H188ZM194 18V17H193ZM222 18V17H221ZM229 18V17H228ZM227 17H226V19H228ZM248 18H246V19H248ZM13 19V18H12ZM98 19V18H97ZM103 19V18H102ZM106 19V18H105ZM113 19V18H112ZM137 19V18H136ZM150 19V20H149ZM186 19V18H185ZM192 19V18H191ZM190 19V20H191ZM207 18H205L204 20H206ZM209 20L210 19H214L213 18V16H211V18H208ZM207 19V20H208ZM215 19H216V17H215ZM224 19V18H223ZM241 19V18H240ZM244 19V18H243ZM251 19V18H250ZM255 19H257V18H255ZM56 20H58V19H56ZM68 20V19H67ZM91 20V19H90ZM95 20V19H94ZM122 20H123V18H122ZM138 20V19H137ZM230 20V19H229ZM234 20L236 21V17L234 18ZM252 20V19H251ZM259 20H261V19H259ZM258 19H257V21H259ZM264 20V19H263ZM11 21H13V20H11ZM37 21V20H36ZM40 21V20H39ZM48 21V20H47ZM52 21V20H51ZM134 21H136V20H134ZM134 21H133V23H132V19H131V24H133L134 25ZM222 21H224V20H222ZM247 21V20H246ZM32 22V21H31ZM41 22V21H40ZM39 22V23H40ZM98 22V21H97ZM101 22V21H100ZM184 22V21H183ZM193 22V21H192ZM204 22H206V21H204ZM208 22H210V21H208ZM215 22V21H214ZM213 22V23H214ZM220 22V21H219ZM250 22V21H249ZM253 22H255V21H253ZM260 22V21H259ZM14 23V22H13ZM29 23V22H28ZM36 23V22H35ZM39 23H38V26H39ZM69 23V22H68ZM78 22H76V24H77ZM91 23H93V22H91ZM123 23H124V21H123ZM181 23H182V21H181ZM191 24V21L190 22H188V24ZM222 23V22H221ZM226 23V22H225ZM221 24L222 26H224V29H225V27H227V26H229V25H231L229 28L231 29H233V27H232V24H228V23H226V24H228L227 26H226V24ZM229 23H232V20H231V22L229 21ZM242 23H243V21H242ZM251 23V22H250ZM249 23V24H250ZM255 23H257V22H255ZM260 23H262V22H260ZM33 24V23H32ZM55 24H57L58 26L61 24H58V23H55ZM67 24V23H66ZM78 24H80V23H78ZM129 24V23H128ZM138 24H139V22H138ZM142 24V23H141ZM145 24V23H144ZM184 24V23H183ZM204 24H206V23H204ZM210 24H211V22H210ZM217 24H219V26L221 27V25H220V23H218L217 22ZM241 24V23H240ZM259 24V23H258ZM36 25H37V23H36ZM35 25V26H36ZM48 25H50V24H48ZM73 25V24H72ZM125 25V24H124ZM132 25V26H133ZM148 25V24H147ZM174 25V24H173ZM202 25V24H201ZM207 25H209L208 23H207ZM213 25V24H212ZM235 25H237V24H235ZM262 25H263V23H262ZM28 25H26V27H27ZM31 26V25H30ZM40 26H42L43 28H44V26L46 27L47 25H45L44 24V26H43V24L42 25H40ZM62 26V25H61ZM121 26V25H120ZM128 26V25H127ZM143 26V25H142ZM182 26H184V25H182ZM186 26V25H185ZM184 26V27H185ZM188 26V25H187ZM218 25H216V27L218 28V29H216V27H215V29L216 30H220L221 28L219 27ZM234 26V25H233ZM244 26V25H243ZM247 26H248V24H247ZM252 26H254V25H251L250 27H252ZM33 27V26H32ZM95 27V26H94ZM98 27V26H97ZM139 27V26H138ZM146 27V26H145ZM143 27V29H145L146 30V28H147V30H148V27ZM173 27V26H172ZM194 27V26H193ZM201 27H205V26H201ZM210 27V26H209ZM213 27V28H214ZM261 27V26H260ZM27 28H29V27H27ZM36 28H37V26H36ZM42 28V29H43ZM47 28V27H46ZM129 28V27H128ZM133 28V27H132ZM140 28V27H139ZM187 28V27H186ZM211 28V27H210ZM212 28V29H213ZM220 28V29H219ZM228 28V29H229ZM235 28V27H234ZM240 29L241 27H237V29ZM246 28H248V27H246L245 26V28H244V30L246 29ZM258 28H259V26H258ZM21 29V28H20ZM39 29V28H38ZM91 29V30H90ZM134 29V28H133ZM176 29V28H175ZM174 29V30H175ZM180 29V28H179ZM179 29H177V31L178 32H180V31H182V30H179ZM190 29V28H189ZM199 29V28H198ZM207 29H208V27H207ZM207 29H206V31H207ZM228 29H227V31H228ZM229 29V34H230V31L232 30H230ZM255 29H257V28H255ZM29 30V29H28ZM36 30V29H35ZM44 30V29H43ZM43 30H40V31H43ZM106 30V29H105ZM110 30V29H109ZM150 30V29H149ZM173 30V31H174ZM186 30V29H185ZM184 30V31H185ZM209 30H211V29H209ZM214 30V29H213ZM212 30V31H213ZM222 30V29H221ZM220 30V31H221ZM241 30H242V28H241ZM240 30V31H241ZM252 30V29H251ZM262 30H263V28H262ZM11 31V30H10ZM38 31V30H37ZM95 31H96V29H95ZM107 31V30H106ZM168 31H170V30H168V28H167V31H165V33L167 32L168 33ZM172 31V30H171ZM176 31V30H175ZM219 31V32H220ZM233 31V30H232ZM231 31V32H232ZM254 31V30H253ZM257 30H255L254 32H256ZM264 31V30H263ZM14 32V31H13ZM16 32H17V30H16ZM31 32V31H30ZM39 32V31H38ZM100 33H101V30L99 31ZM210 32V31H209ZM214 32H216V31H214ZM218 32V35L220 34ZM224 32V31H223ZM234 32L235 31H233L231 34H233V35H235V34H237V33H235L234 34ZM236 32H239V31H237L236 30ZM243 32V31H242ZM245 32H247V30L245 31ZM18 33V32H17ZM16 33V34H17ZM25 33V32H24ZM35 33V32H34ZM163 33V32H162ZM171 33H173V32H171ZM176 33V32H175ZM174 33V34H175ZM227 33V32H226ZM250 33H252V32H250ZM19 34V33H18ZM36 34H38V33H36ZM95 34V35H94ZM185 34V33H184ZM207 34V33H206ZM216 34V33H215ZM231 34H230V36H231ZM240 34H243V33H240L239 32V35ZM12 35V34H11ZM13 35H15V34H13ZM39 35V34H38ZM171 35V34H170ZM182 35V34H181ZM214 35V34H213ZM238 34H237V36H239ZM245 35V34H244ZM243 35V37H245ZM249 35V34H248ZM253 35V34H252ZM252 35H250V37H249V39L251 38L252 39ZM256 35V34H255ZM18 36V35H17ZM36 36V35H35ZM83 36H88V40H86V44L85 45H87L86 47H87V49L86 48H84L85 49V51H82V50H80V51H82L81 52V55H90V58H88V60L87 61H85V63H84V65H88V68L90 69H88L89 71H87V69H85L87 72H88V77L90 76H92L93 77V75L94 74H96V72H98V70L102 67V69H101V72H103V69L105 70V69H107L106 67H109V65H110V70H112V72L113 71H119V73L118 74H112V75H110V77L108 76V78H106V80L104 81V82H102V83H96L97 84V86H94V87H89V86H85L84 88L83 87H81L82 89H84L83 90V93L81 94V95H79V97H78V95H75L76 97H78V99H69V100H67V99H65V97H63V95L61 94L62 92H61V89H64L63 87H65V86H67V81L66 82H64V83H61V82H59V83H57L56 84V86H54V88H56V90H54L53 92H51L52 94H51V96L50 97H52V98H50V97H48V98H46V97H43V95H36V96H34L35 95V93L37 92V90L39 91V90H42V87L44 88L45 86H47V85H44V83L42 82L41 84H39L38 85V88H36V89H34L33 88V86H34V81H36V80H34V81H32V75H34L35 74V72H37L38 73V70L36 71L35 69V71L34 72H31V70L29 69V68H26V69H24L23 71H21V72H19V74L18 75H16L15 74V72H14V68H12L9 64L10 63H13V62H15L16 60H23L26 64L29 62V59H30V57H29V55H31V57H32V55L34 54V53H38L39 52V56H40V54L42 55L43 54V52H45V50H47L48 49V51H50L49 50V46L50 47H55V49L57 50V53L55 52V56H54V58L55 59H53V60H56L57 59V62L59 61V60H62L63 59V57H65V55H64V52H66L67 50H72V51H74L75 49L77 50V47L79 46V42H80V40H78L77 38H79V37H83ZM136 36V35H135ZM201 36V35H200ZM230 36H228L229 38H227V40L228 39H230ZM237 36H233V37H235L236 39H237V41L238 40H241L242 41V38L241 39H239V37H237ZM247 36V35H246ZM262 36V35H261ZM208 37V36H207ZM217 37V36H216ZM219 37V36H218ZM254 37H257V36H254ZM253 37V38H254ZM263 37V36H262ZM18 38V37H17ZM118 38V37H117ZM162 38V37H161ZM164 38V37H163ZM199 38V37H198ZM221 38V37H220ZM247 38H248V36H247ZM261 38V37H260ZM133 39V38H132ZM216 39H218V38H216ZM232 39H234V38H231V41L232 42H234ZM244 39H246V38H244ZM243 39V41H245ZM249 39H247V41L249 40ZM18 40V39H17ZM136 41H137V39H136ZM196 41V40H195ZM211 41V40H210ZM214 41V40H213ZM220 41V40H219ZM221 41H223V40H221ZM241 41H240V43H241ZM138 42V41H137ZM143 42V41H142ZM226 42V41H225ZM225 42H224V45H226L225 44ZM230 42V41H229ZM228 42V43H229ZM250 42V41H249ZM249 42H245V43H249ZM78 43V44H77ZM84 43V42H83ZM120 43V42H119ZM192 43V42H191ZM213 43V42H212ZM216 43V42H215ZM231 43V42H230ZM235 43H237V42H234V44ZM240 43H238L239 45H241ZM243 43V42H242ZM251 43V42H250ZM255 43H257V42H255ZM254 43V44H255ZM23 44V43H22ZM78 46H77V45ZM81 44V43H80ZM182 44H183V42H182ZM184 44H185V42H184ZM203 44V43H202ZM218 44H220L219 42H218ZM244 44V43H243ZM241 45V47L242 46H244V45ZM260 44V43H259ZM99 46V47H94V46ZM107 45H109V44H107ZM187 45V44H186ZM223 44H222V46L223 47H226V46H224ZM233 45V44H232ZM246 45V44H245ZM126 46V47H125ZM214 46V45H213ZM23 47V46H22ZM57 47V48H56ZM80 47V46H79ZM230 47V46H229ZM239 47L240 49H242V50H244V49H246L245 48V46L244 47ZM250 47V46H249ZM248 47V48H249ZM258 47V46H257ZM264 47V46H263ZM210 48H211V46H210ZM238 48V47H237ZM244 48V49H243ZM261 48V47H260ZM17 49V48H16ZM208 49V48H207ZM224 50H225V48H223ZM227 50H228V48H226ZM239 49V50H240ZM261 49H264V48H261ZM23 50V49H22ZM136 50V51H135ZM195 50V49H194ZM226 50V52H228ZM238 50V49H237ZM236 50V51H237ZM241 50V51H242ZM254 50V49H253ZM35 51V52H34ZM119 51H120V53H119ZM209 51H211V50H209ZM213 51V50H212ZM231 51V50H230ZM241 51H239L240 52V54H237L236 55V53H235V57L234 58H232L233 60H231V68H233V69H236L237 70V72H236V76L237 75H240V74H238L239 73V70L238 69H240V67L242 68V70L241 71H243L242 72V74H244V76H245V74L247 75V77H248V79H251L252 78V81L254 80L253 79V76L252 77H250L251 76V72H250V70H249V66L251 67V66H253V63H251L252 61H250L251 60V56L248 58V59H245V60H243V61H241V63H240V60H241V58H239V55H241ZM79 52V51H78ZM77 52V53H78ZM115 52H117V54H115ZM128 53L127 55H128V57L130 58V60L129 61H127L128 59V57L127 58H125V53ZM149 52V53H148ZM226 52H224V53H226ZM244 52V51H243ZM68 53H69V51H68ZM71 53V52H70ZM75 53V52H74ZM199 53H200V51H199ZM233 53V52H232ZM245 53V52H244ZM254 53V52H253ZM3 54H8L9 56H10V59L9 60H6V59H4L3 58ZM72 54V53H71ZM195 54V53H194ZM197 55H198V53H196ZM221 54V53H220ZM249 54V53H248ZM35 55V54H34ZM44 55V54H43ZM64 55V56H63ZM77 55V54H76ZM144 55V54H143ZM196 55V56H197ZM224 55H226V54H224ZM227 55H229V54H227ZM45 56V55H44ZM50 56V55H49ZM47 57V55H46V58L47 59H50L51 57ZM57 56V57H56ZM59 56H61V57H59ZM63 56V57H62ZM72 56H74V55H72ZM194 56V55H193ZM35 57V56H34ZM43 57V56H42ZM59 57V58H58ZM89 57V56H88ZM124 57V58H123ZM228 57V56H227ZM264 57V56H263ZM77 58V57H76ZM73 59L74 61H75V63L73 62V60H71V59H69V58H64V60L65 59H67L68 61H71V62H73L74 63V67L76 68V70H78L79 68H80V70H82L81 69V67L82 68H84V67H86V66H84V65H80L81 64V61L79 60V59ZM156 58V57H155ZM158 58V57H157ZM163 58V57H162ZM167 58V57H166ZM194 58V57H193ZM238 58L240 59V60H238ZM255 58H257V57H255ZM254 58V59H255ZM32 59H33V57H32ZM34 59H36V58H34ZM123 60L124 61V59H126V63L125 64H123L124 62L123 61H120V60ZM147 59V60H148ZM154 59V58H153ZM156 60V59H155ZM161 60H163V59H160L158 62H160ZM172 60V59H171ZM264 60V59H263ZM22 61V62H23ZM52 61V60H51ZM164 62H165V59L163 60ZM196 61H197V59H196ZM219 61V60H218ZM260 61V60H259ZM53 62V61H52ZM65 62H67L66 60H65ZM164 62H161L162 64L164 63ZM166 62H167V60H166ZM204 62V61H203ZM243 62H244V64H243ZM260 62H262V61H260ZM121 63V64H120ZM154 63V62H153ZM161 63L158 65L159 66V68H160V65H161ZM195 63H197V62H195ZM215 63V62H214ZM13 64H15V63H13ZM12 64V65H13ZM66 64H68V65H66ZM65 65H66V67H68L69 66V62L68 63H66ZM136 64V68H135V66H133V65H135ZM155 65H156V62L154 63ZM171 64V63H170ZM178 64V63H177ZM203 64V63H202ZM247 66H246V65ZM258 65H259V63H257ZM16 65V64H15ZM25 65V64H24ZM36 65V64H35ZM56 65V64H55ZM117 65V66H116ZM153 65V64H152ZM151 65V66H152ZM164 65V64H163ZM167 65H168V63H167ZM207 65H208V63H207ZM219 65V64H218ZM57 66V65H56ZM64 66V65H63ZM157 66V65H156ZM157 66V67H158ZM162 66V65H161ZM165 66V65H164ZM203 66V65H202ZM221 66V65H220ZM36 67V66H35ZM50 67V66H49ZM65 67V66H64ZM66 67H65V69H66ZM71 67V66H70ZM69 67V68H70ZM73 67V66H72ZM74 67H73V69H74ZM100 67V68H99ZM105 67V68H104ZM157 67H156V69H155V67H153L154 68V70H156L157 71ZM197 67V66H196ZM97 68H99L98 70H96ZM146 68H148V67H146ZM153 68H152V70H153ZM193 68V67H192ZM22 69V68H21ZM55 69H57L58 70V68H55ZM62 69V68H61ZM64 69V70H65ZM72 69V70H73ZM108 69V70H109ZM136 69V70H135ZM145 69V68H144ZM183 69V68H182ZM218 69V68H217ZM224 69V68H223ZM45 70H47V68L45 69ZM49 70V69H48ZM71 70V71H72ZM76 70H73V71H75L74 73H77L76 72ZM150 70V69H149ZM151 70V71H152ZM174 70H175V68H174ZM197 70H199L198 68H197ZM212 70V69H211ZM210 70V71H211ZM249 70V71H248ZM17 71V70H16ZM33 71V70H32ZM53 72H54V69L52 70ZM56 71V70H55ZM58 71H60V70H58ZM70 71V70H69ZM79 71V70H78ZM100 71V70H99ZM146 71H148L147 69L144 71V72H146ZM191 71H193V70H191ZM18 72V71H17ZM61 72H62V70H61ZM61 72H59V73H61ZM105 72V71H104ZM157 72H159V71H157ZM174 72V71H173ZM189 72H190V70H189ZM217 72V71H216ZM68 73V72H67ZM107 73V72H106ZM178 73V72H177ZM186 73V72H185ZM191 73V72H190ZM221 73V72H220ZM219 73V74H220ZM250 73V74H249ZM56 74V73H55ZM54 74V75H55ZM58 74V73H57ZM82 74V73H81ZM99 74V73H98ZM108 74V73H107ZM144 74V73H143ZM147 74V73H146ZM155 74V73H154ZM159 74H160V72H159ZM158 73H157V75H159ZM163 74V73H162ZM173 74V73H172ZM176 74V73H175ZM198 74V76L199 77H201L200 75L202 74V71H201V73H197ZM200 74V75H199ZM205 74V73H204ZM232 74V73H231ZM53 75V74H52ZM51 75V76H52ZM128 76V77H126V76ZM141 75V74H140ZM149 75H153V74H147V76H148V78L150 77L151 78V76H149ZM156 75V76H157ZM164 75V74H163ZM208 75V74H207ZM206 75V76H207ZM50 76V77H51ZM58 76H59V74H58ZM68 76V75H67ZM73 76V75H72ZM82 76V75H81ZM95 76V75H94ZM123 77V76H125V80L124 81H122V83H118V81L116 80L117 78H120V77ZM146 76V77H147ZM161 76V75H160ZM195 76V75H194ZM53 77V76H52ZM56 77V76H55ZM61 77H63V75L61 76ZM70 77V76H69ZM76 77V76H75ZM80 77V76H79ZM78 77V78H79ZM99 77V76H98ZM97 77V78H98ZM102 77H104V76H102ZM175 77H176V75H175ZM180 77V76H179ZM186 77V76H185ZM195 77H197V75L195 76ZM205 76L202 74V78H204ZM218 77H219V75H218ZM81 78V77H80ZM94 78V77H93ZM96 78V77H95ZM100 78V77H99ZM142 78V77H141ZM157 78H158V76H157ZM192 78H193V76H192ZM206 78V77H205ZM40 79V78H39ZM46 79V78H45ZM57 79H59V78H57ZM69 79V78H68ZM82 79V78H81ZM103 79V78H102ZM147 79V78H146ZM152 80H153V78H151ZM179 79V78H178ZM181 79V78H180ZM183 79V78H182ZM190 79V78H189ZM188 78H187V80H189ZM247 79V80H248ZM72 80V79H71ZM75 80V79H74ZM73 80V81H74ZM90 80V79H89ZM97 80V79H96ZM160 80V79H159ZM187 80H186V78H185V81L187 82ZM196 80V79H195ZM199 80V79H198ZM51 81V80H50ZM62 81H63V79H62ZM86 81H88V78L86 79ZM102 81V80H101ZM116 81V83H113V82H115ZM156 81V80H155ZM158 81V80H157ZM172 81H173V79H172ZM177 81V80H176ZM250 82L249 80H248V82H250V83H253V82ZM52 82V81H51ZM57 82V81H56ZM78 82V81H77ZM91 82H93V81H91ZM96 82V81H95ZM154 82V81H153ZM152 82V83H153ZM167 82V81H166ZM181 82H183V81H181ZM181 82L179 81V83L181 84ZM245 82H246V80H245ZM36 83V82H35ZM50 83V82H49ZM161 83V82H160ZM176 83V82H175ZM200 83V82H199ZM88 84H91L90 82H88ZM87 84V85H88ZM94 84V83H93ZM92 84V85H93ZM121 84V85H120ZM134 85L136 84V83H133ZM145 84H147V83H145ZM165 84H167V83H165ZM203 84V83H202ZM214 84V83H213ZM217 84H218V82H217ZM230 84V83H229ZM229 84H225L224 85V89H223V98L226 100V98H228V97H230L231 95H232V93H233V91L237 88H239V87H241V88H244V89H242L241 90V88H239L241 91H242V93H243V95L244 96H246V94L247 95H250L248 92H250V90H251V88H250V85H252V84H250V85H248L247 84V82H246V84L245 85H248L247 87L248 88H246L245 87V85H244V87H242L243 85H241L240 83H238L237 82V79L235 78V76H234V79L232 80V82H231V84L229 85ZM91 85V86H92ZM128 85V86H129ZM170 85V84H169ZM52 86V85H51ZM128 86H125V87H128ZM160 86V85H159ZM179 86H181V85H179ZM202 86V85H201ZM75 87H76V85H75ZM124 87V88H125ZM137 87H139V86H137ZM141 87V86H140ZM144 87H146V86H144ZM182 88H185V87H183V86H181ZM198 87V86H197ZM208 87H211V86H208ZM46 88V87H45ZM48 88H49V86H48ZM66 89L65 90H67V91H71V87L68 85V87H65ZM79 88V87H78ZM89 88H91V89H89ZM167 88H169L168 86H167ZM171 88V87H170ZM195 88V87H194ZM203 88V87H202ZM202 88H200V87H198V88H196V90H195V92L192 94V98L194 97V98H198V96H200V92H203L204 91V89H202ZM218 88V87H217ZM77 89V88H76ZM81 89V90H82ZM123 88H121L120 90H122ZM128 89V90H129ZM193 89V88H192ZM238 89V90H239ZM46 90V89H45ZM44 90V91H45ZM48 90V89H47ZM74 90V89H73ZM79 91H80V89H78ZM112 90V91H111ZM126 90V89H125ZM162 90V89H161ZM167 90H169V89H167ZM178 90V89H177ZM180 90V89H179ZM178 90V91H179ZM186 90V89H185ZM209 90V89H208ZM214 90V89H213ZM221 90V89H220ZM237 90V91H238ZM43 91V90H42ZM75 91V90H74ZM78 91V92H79ZM86 91V92H85ZM133 91H134V93H133ZM190 91H192L191 89H190ZM193 91H194V89H193ZM192 91V92H193ZM207 91V90H206ZM206 91H204L205 93H206ZM35 92V93H34ZM75 92H77V90L75 91ZM82 92V91H81ZM128 92V91H127ZM157 92H160V91H157ZM165 92V91H164ZM203 92V93H204ZM209 92H210V90H209ZM69 93V92H68ZM155 93H156V91H155ZM161 93H162V91H161ZM169 93V92H168ZM204 93V94H205ZM73 94V93H72ZM116 94V95H115ZM126 94V93H125ZM159 94V93H158ZM166 94V93H165ZM164 94V95H165ZM184 94V93H183ZM235 94H236V92H235ZM239 94V93H238ZM261 94V93H260ZM114 95H115V97H116V99H114ZM127 95V94H126ZM169 95V94H168ZM255 95H257V94H255ZM262 95H263V93H262ZM74 96V97H75ZM166 96V95H165ZM171 96V95H170ZM240 96H241V94H240ZM73 97V98H74ZM250 97V96H249ZM248 97V98H249ZM158 98V97H157ZM163 98H164V96H163ZM185 98V97H184ZM240 98V97H239ZM255 98H257V97H255ZM259 98V97H258ZM189 99V98H188ZM224 99H222L223 101H224ZM233 99V98H232ZM250 99V98H249ZM261 99V98H260ZM264 99V98H263ZM48 100V101H47ZM128 100V101H127ZM166 100V99H165ZM181 100V99H180ZM184 100V99H183ZM201 100V99H200ZM200 100H199V102H200ZM255 100V99H254ZM253 100V101H254ZM61 101H64V103L66 102L67 104H68V106H69V109L70 110H72V111H70V112H68L67 113V115L69 114V113H71V112H73V108L75 109L76 107H79V109L77 110V109H75V110H77V111H80V115H79V117H81L82 115H84V117H85V119H84V117H83V119H79V117H78V121H76V122H78V123H75V122H73L74 121V119H73V116H76L75 115V113H74V115L73 116H69L68 118H66L64 121H65V123L61 120V118L58 116V113L59 112H61L60 110L62 109L63 110V108H62V105H60V102ZM219 101V100H218ZM233 101H234V99H233ZM232 101V103L234 104L236 101H237V98H236V101L235 102H233ZM238 101H240V100H238ZM250 101V100H249ZM187 102V101H186ZM255 102V101H254ZM196 103H198L197 101H196ZM259 103V102H258ZM262 103V102H261ZM184 104V103H183ZM192 104H193V101H192ZM249 104V103H248ZM247 104V105H248ZM252 104V102L250 103V105ZM256 104V103H255ZM64 105V104H63ZM160 105V104H159ZM185 105V104H184ZM217 105V104H216ZM263 105V104H262ZM192 106V105H191ZM211 106H212V104H211ZM231 106H232V104H231ZM234 106V105H233ZM232 106V107H233ZM236 106V105H235ZM128 108V110H129V113L128 112H123L124 111V108ZM183 107V105L182 104H180L179 105V103H178V105H176L175 106V109H178L179 110V108L181 109ZM195 107V106H194ZM193 107V109H195ZM213 107H215V105H213ZM212 107V108H213ZM231 107V108H232ZM248 107V106H247ZM251 107V106H250ZM262 107H264V106H262ZM211 108V107H210ZM168 109V108H167ZM191 109V108H190ZM202 109V108H201ZM209 109V108H208ZM213 109H215V108H213ZM216 109H217V107H216ZM236 109V108H235ZM67 110H68V107H67ZM197 110V109H196ZM210 110V109H209ZM212 110V109H211ZM226 111H224V112H226L225 113V115H227V116H222V117H224L228 122H229V125L227 124V126H226V128L228 129V133H231V134H229V135H231L232 137V139L236 142H238V140H240V139H237V140H235L236 138H240V136L242 135V134H244L245 135V133L246 132H248L249 130H251L255 125H258L257 123H260V124H262V125H264V119H263V121H255V122H257V123H255V122H253L254 120H252V119H254V118H251V116L250 117H248V118H244L245 116H246V114H245V116L243 115L246 111H244V113L242 114L244 117L242 118V117H240L241 115H239V116H237L236 115V113H233V111H232V109L230 110L229 109V107H228V110L227 109H225ZM230 110V111H229ZM248 110V109H247ZM64 111V110H63ZM125 111H127V110H125ZM206 111V110H205ZM216 111V110H215ZM53 112H54V114H53ZM57 112V114H55ZM67 111L65 110V112L64 113H66ZM75 112V111H74ZM263 112V111H262ZM63 113V112H62ZM144 113L146 114V113H148V115L146 114V115H144ZM210 113V112H209ZM217 113V112H216ZM216 113H214V114H216ZM240 113H242V112H240ZM260 113V112H259ZM182 114H183V112H182ZM262 114V113H261ZM60 115V114H59ZM86 115V116H85ZM172 115V114H171ZM170 115V116H171ZM177 115H179V114H177ZM181 115V114H180ZM187 115H188V113H187ZM217 115V114H216ZM66 116V115H65ZM64 116V117H65ZM144 116V117H143ZM220 115H218V117H219ZM234 116H236V117H234ZM247 116H249V115H247ZM262 116H264V113H263V115ZM61 117H62V115H61ZM180 117V116H179ZM187 117V116H186ZM205 117V116H204ZM211 117V116H210ZM222 117H221V119H222ZM253 117V116H252ZM82 118V117H81ZM167 118V117H166ZM174 119H173V121H172V125L175 123H177L176 121H178V120H175V118H176V115L173 117ZM212 118V117H211ZM236 118V119H235ZM64 119V118H63ZM76 119V118H75ZM178 119V118H177ZM191 119V118H190ZM220 119V118H219ZM224 119V120H225ZM83 120V121H82ZM167 120H169V118L167 119ZM174 120H175V122H174ZM139 121H142V122H145L146 123V125H143V124H145V123H143V124H141L142 125V127L143 128H141V125H140V123H139ZM151 121H152V124H153V121H154V124L153 125H155V127L153 126L152 128H149L148 129V127H150V125H151ZM211 121V120H210ZM217 121V120H216ZM4 122V123H3ZM68 122H71V123H74L73 125L71 124H66V123H68ZM149 122H150V125H148V127H147V124H149ZM169 122H170V120H169ZM174 122V123H173ZM206 122V121H205ZM204 122V123H205ZM226 122V121H225ZM139 123V124H138ZM212 123V122H211ZM254 123H255V125H254ZM159 124V125H160ZM190 124V123H189ZM188 124V125H189ZM5 125V126H6ZM68 125H70L71 126V128H72V131H74V132H71V131H69L70 129V126H68ZM80 125V126H79ZM138 125H140V127L138 126ZM166 125V124H165ZM8 126V125H7ZM79 126V127H78ZM152 126V125H151ZM175 126V125H174ZM186 126V125H185ZM195 126V125H194ZM213 126V125H212ZM223 126V125H222ZM261 126V125H260ZM145 127H146V129H145ZM2 128H4V127H2ZM25 128V127H24ZM126 128H128V130L126 129ZM155 129V131H156V133H155V131H153V133H154V135L152 136V134L153 133H151L150 135L152 136V137H154V139L151 137V136H149L148 137V135H149V133H150V131H146L147 129L148 130H150L151 129V131L152 130H154ZM158 128H160V126L158 127ZM214 128V127H213ZM218 128V127H217ZM216 128V129H217ZM22 129V128H21ZM69 129V130H68ZM130 129V130H129ZM170 129V128H169ZM198 129V128H197ZM200 129V128H199ZM6 130V129H5ZM17 130V129H16ZM255 130H257V128H255ZM15 131V130H14ZM158 131V132H157ZM169 131V130H168ZM167 131V132H168ZM178 131V130H177ZM198 131V130H197ZM225 131V130H224ZM1 132V131H0ZM53 132V134H51ZM147 132H149V133H147ZM175 132V131H174ZM19 133V134H18ZM139 133V134H138ZM163 133V132H162ZM165 133V132H164ZM227 133V134H228ZM252 133V132H251ZM3 134V133H2ZM167 134H170V132L169 133H167ZM194 134V133H193ZM255 134V133H254ZM14 135L16 136V140H18V138H20V135L21 136H23V139L21 140V139H19V140H21L20 142L22 143V144H20V145H22V147H24V152H25V154H28V156H30L29 155V150L27 149L28 147H27V144H26V142H27V134H25V132L23 131V130H17V132H15L14 133ZM164 135H166V134H164ZM228 135V136H229ZM243 135V136H244ZM14 136V137H15ZM161 136H163V135H161ZM249 136V135H248ZM155 137H157V138H155ZM170 137V136H169ZM176 137V136H175ZM181 137H182V135H181ZM180 137V139H182ZM184 137V136H183ZM191 137V136H190ZM220 138V137H219ZM246 138L247 137H245L244 139V141H246ZM252 138V137H251ZM189 140V139H188ZM191 140H193V139H191ZM191 140H190V143H191ZM247 140H249V137H248V139ZM59 142V145L57 146L56 145V142ZM184 141V140H183ZM217 141V140H216ZM231 141V140H230ZM253 141V140H252ZM19 141H18V143H20ZM196 142H197V140H196ZM215 142V141H214ZM241 142H242V140H241ZM238 143L239 144V147L238 148H240V149H243V147L245 148V147H247V145H249V143L248 142H244V143ZM212 143H213V141H212ZM227 143H228V140H227ZM231 143H233V142H231ZM141 144V145H140ZM182 144H183V142H182ZM188 144V143H187ZM191 145V144H190ZM64 146V147H63ZM195 146H197V145H195ZM250 146V145H249ZM27 147V148H26ZM232 147V146H231ZM251 147V146H250ZM18 148V147H17ZM154 148V149H153ZM158 148V147H157ZM156 148V149H157ZM181 148V147H180ZM187 148V147H186ZM253 148H254V146H253ZM207 149V148H206ZM246 149V148H245ZM248 149V148H247ZM250 149V148H249ZM249 149H248V151H249ZM159 150V149H158ZM158 150H156V152L158 151ZM216 150V149H215ZM244 150V149H243ZM253 150V149H252ZM255 150V149H254ZM56 151H59L58 153L56 152ZM154 151V152H153ZM167 151V150H166ZM188 151V150H187ZM187 151H185V152H180V153H178V154H176V155H179V158H181L180 159V161H178V159L179 158H177L178 156H176V155H173L174 156V158L176 157V160L178 161V163H180V164H178V166L179 167H181L182 169H186V168H191L190 167V164H192L193 162H191L192 160L191 159H193V158H191L192 156L190 155V154H192V153H188V152H190V150L187 152ZM208 151H209V149H208ZM238 151H239V149H238ZM242 151V150H241ZM247 151V150H246ZM247 151V155L248 156H251V154L249 153ZM244 152V151H243ZM255 152V151H254ZM253 152V153H254ZM20 153H22V152H20ZM159 153V152H158ZM201 153H207L206 151H204V152H201ZM209 153V152H208ZM216 153V152H215ZM255 153H257L258 154V156H260L261 158H264V145H263V147H261L260 148V150H258V152H255ZM31 154V153H30ZM196 154V153H195ZM214 154V153H213ZM235 154H239V152L238 153H236L235 152ZM235 154H233V155H235ZM241 154H242V152H241ZM241 154H239V155H241ZM244 154H246V152L244 153ZM23 155V154H22ZM193 155V154H192ZM201 154H199V156L197 155L195 158H200L201 160H203L202 159V157L200 156ZM216 155V154H215ZM215 155H212L211 154V156H215ZM230 155V154H229ZM232 155V156H233ZM247 155H245L247 158H249ZM253 155H255V154H253ZM25 156V155H24ZM173 156H172V158H173ZM204 156V155H203ZM242 156H244L243 154H242ZM245 157V158H246ZM24 158V157H23ZM30 158V157H29ZM28 157H26V159L27 160H30ZM170 158V157H169ZM219 159V157H216V159ZM233 158V157H232ZM243 158V157H242ZM22 159V158H21ZM25 159V158H24ZM206 159V158H205ZM204 159V160H205ZM215 159V160H216ZM218 159H217V161H218ZM234 159V158H233ZM34 160V159H33ZM170 160V159H169ZM173 160V159H172ZM191 160V161H190ZM194 160V159H193ZM196 160V159H195ZM194 160V161H195ZM201 160H198V162H194L198 167H199V165H200V161ZM214 160V158H213V161H215ZM130 161H132V163H129ZM175 161V160H174ZM177 161H175V162H177ZM197 161V160H196ZM169 162V161H168ZM206 162V163H208L207 162V159H206V161H202V163H201V165H205L204 163ZM157 163H159V165H157ZM193 163V164H194ZM247 163V162H246ZM245 163V164H246ZM169 164V163H168ZM171 164H172V161H171ZM174 164V163H173ZM199 164V165H198ZM215 164V163H214ZM175 165V164H174ZM195 165V166H196ZM207 165V164H206ZM58 166V165H57ZM169 166V165H168ZM167 166V167H168ZM173 166V165H172ZM176 167H177V163H176V165H175ZM192 167L194 166V165H191ZM193 167V169L194 168H196V167ZM207 166H209V165H207ZM87 169H86V168ZM176 167H172V169H173V172H174V170H175V168ZM201 167V166H200ZM204 167V166H203ZM203 167H201L200 169L202 170V172L204 173V169H203ZM221 167V166H220ZM214 168V167H213ZM245 168V167H244ZM115 169V171L114 172H111L112 170H114ZM192 169V168H191ZM197 169H199V168H197ZM253 169V168H252ZM195 170V169H194ZM201 170H199L200 172H201ZM181 171V170H180ZM127 172H131L130 174H127ZM177 172V171H176ZM185 172H186V170H185ZM199 172V173H200ZM201 172V173H202ZM89 173H92V176H90L91 178H93V179H97L98 181H100V182H98L97 184H99V186L98 185H93V184H90L89 183V181H88V179L90 178V177H88V175L87 174H89ZM108 173V174H107ZM112 173V174H111ZM175 173V172H174ZM188 173V172H187ZM202 173V174H203ZM244 173V172H243ZM158 174V175H157ZM189 174H191L190 172H189ZM232 174V173H231ZM12 175V174H11ZM181 177H182V175L181 174H179ZM200 175V174H199ZM198 175V178L200 177ZM234 175V174H233ZM238 175V174H237ZM108 176H109V178H108ZM175 176V175H174ZM231 176V175H230ZM241 176V175H240ZM183 177H185L184 175H183ZM201 177H203V175L201 176ZM205 177V178H204ZM203 178L206 180V176H204ZM215 177V176H214ZM253 177V176H252ZM157 178H161V177H157ZM168 178V177H167ZM203 178H201L200 179V183H198V181H199V179L198 180H196V182L198 183H193V184H197V186L199 185V184H201V185H199V186H202V181L204 180ZM207 178H208V176H207ZM221 178V181H223L222 179H224V178H222V177H220ZM238 178V177H237ZM240 178V177H239ZM239 178H238V180H239ZM162 179V178H161ZM185 179V178H184ZM193 179V178H192ZM203 179V180H202ZM217 179V178H216ZM219 179V178H218ZM225 179H226V177H225ZM228 179V178H227ZM235 179H236V177H235ZM235 179H233V180H235ZM255 179V178H254ZM190 180V179H189ZM202 180V181H201ZM220 180V179H219ZM58 181V180H57ZM72 181V180H71ZM70 181V182H71ZM163 181V182H162ZM171 181V180H170ZM177 181V180H176ZM181 181H183V180H181ZM187 181V180H186ZM195 180H192V182H194ZM212 181V180H211ZM213 181H214V179H213ZM216 181V180H215ZM218 181V180H217ZM220 181V182H221ZM224 181H226V180H224ZM235 181H237V179L235 180ZM62 182V181H61ZM159 184H158V183ZM184 182H185V180H184ZM202 182V183H201ZM232 182V181H231ZM38 183V182H37ZM164 183V184H163ZM186 183V182H185ZM222 183V182H221ZM234 183V182H233ZM53 184V183H52ZM60 184V183H59ZM64 185H65V183H63ZM189 184V183H188ZM190 184H191V181H190ZM205 184V183H204ZM258 184H261V183H258ZM258 184H256L255 186H257ZM55 185V186H54ZM58 185V182H57V184H53L52 185V190H53V192H55V194H56V197H57V200H58V198L60 199L61 197V195H62V191L65 189L63 186H57ZM61 185H62V183H61ZM74 185H73V183H71V184H69V185H67V186H69V187H67V188H73L74 190H75V188L76 187H74ZM172 185V184H171ZM262 185V184H261ZM192 186H195V185H192ZM196 186V187H197ZM254 186V187H255ZM174 187V186H173ZM180 187V186H179ZM213 187H214V184H213ZM260 187V185L258 186V188ZM262 187L264 188V184L261 186V188H259V189H261L262 190ZM166 188L168 189V186H166ZM171 188V187H170ZM169 188V189H170ZM188 188V187H187ZM51 189V188H50ZM191 189V188H190ZM197 189V188H196ZM257 189V188H256ZM174 190V189H173ZM177 190V189H176ZM160 191V192H159ZM163 191V190H162ZM206 191V190H205ZM75 192V191H74ZM80 192H78V193H80ZM177 192H178V190H177ZM176 192V193H177ZM191 192H192V190H191ZM219 192V191H218ZM77 193V194H78ZM162 193V192H161ZM196 194V193H195ZM198 194H201V193H198ZM245 194V193H244ZM49 195L50 196H52L51 195V193H49ZM173 195H174V193H173ZM177 195V194H176ZM178 195H182V193L181 194H178ZM177 195V196H178ZM188 195V194H187ZM197 195V194H196ZM243 195V194H242ZM63 196V195H62ZM166 196V195H165ZM202 196V195H201ZM163 197V196H162ZM195 197H197V196H195ZM238 197V196H237ZM54 198V197H53ZM63 198V197H62ZM172 198V197H171ZM174 198H175V196H174ZM177 198V197H176ZM181 198V197H180ZM199 198V197H198ZM179 199V198H178ZM183 199V201L182 200H180V201H182V202H185L184 201V199L186 200V198H182ZM188 199V198H187ZM192 199V198H191ZM191 199H190V201H191ZM195 199V198H194ZM168 200V199H167ZM175 200H177V199H175ZM196 200V199H195ZM202 200V199H201ZM236 200V199H235ZM171 201H173V200H171ZM198 201V200H197ZM163 202V201H162ZM191 202H193V201H191ZM202 202V201H201ZM220 202V201H219ZM159 203V202H158ZM161 203V202H160ZM169 203V202H168ZM175 203V202H174ZM178 203V202H177ZM181 203V202H180ZM165 204V203H164ZM163 204V205H164ZM185 204V203H184ZM191 204H194V203H191ZM197 204V203H196ZM212 204V203H211ZM224 204V203H223ZM230 204V203H229ZM57 205V204H56ZM173 205V204H172ZM175 205H177V204H175ZM205 205V204H204ZM232 205V204H231ZM248 205V204H247ZM165 206H167V204L165 205ZM184 206V205H183ZM192 206V205H191ZM170 207V206H169ZM177 207V206H176ZM179 207H182V206H178V208ZM193 207L194 206H192V210H193ZM195 207H196V205H195ZM218 207V206H217ZM238 207V206H237ZM56 208V207H55ZM158 208V209H157ZM163 208V207H162ZM165 209H166V207H164ZM172 208V207H171ZM177 208V209H178ZM185 208V207H184ZM187 208H188V205H187ZM234 208V207H233ZM57 210H59L58 208H56ZM164 209V210H165ZM175 209V208H174ZM180 209V208H179ZM178 209V210H179ZM182 209V208H181ZM214 209V208H213ZM243 209V208H242ZM172 210V209H171ZM190 210H191V208H190ZM195 210V209H194ZM193 210V211H194ZM204 210H206V209H204ZM216 210H217V208H216ZM216 210H214V212L216 211ZM232 210V209H231ZM246 210V209H245ZM244 210V211H245ZM162 212H163V210H161ZM165 211H167V210H165ZM164 211V212H165ZM197 211V210H196ZM224 211V210H223ZM227 211V210H226ZM243 211V210H242ZM160 212V211H159ZM190 212V211H189ZM192 212V211H191ZM213 212V213H214ZM216 212H218V211H216ZM215 212V216L217 215V213ZM235 212H237V211H235ZM239 212H240V210H239ZM167 213H168V211H167ZM167 213H166V215H167ZM171 213H173L174 214V212H171ZM194 213V212H193ZM234 213V212H233ZM241 213V212H240ZM243 213V212H242ZM245 213H246V211H245ZM252 213V212H251ZM169 214V213H168ZM172 214V215H173ZM187 214H189L188 212H187ZM208 214V213H207ZM210 214V213H209ZM219 214V213H218ZM230 214V213H229ZM232 214V213H231ZM236 214V213H235ZM244 214V213H243ZM163 215V214H162ZM194 215H196V214H194ZM199 215V214H198ZM233 215V214H232ZM231 215V216H232ZM239 215V214H238ZM248 215H249V213H248ZM261 215H262V213H261ZM263 215H264V213H263ZM99 216H104V217H108V219H109V223L108 222H106L107 220V218L105 219V221L103 220V221H100V220H97L98 218H99ZM171 216V215H170ZM181 216V215H180ZM205 216V215H204ZM244 216V215H243ZM255 216H257V215H255ZM203 217V216H202ZM230 217V216H229ZM246 217V216H245ZM245 217H242V218H245ZM249 217V216H248ZM264 217V216H263ZM262 217V218H263ZM59 218H62V214H59ZM169 218V217H168ZM177 218V217H176ZM180 218V217H179ZM205 218H207V217H205ZM209 218V217H208ZM212 218V217H211ZM219 218V217H218ZM257 218H259V217H257ZM262 218H260V220L262 219ZM174 219V218H173ZM204 219V218H203ZM230 220L232 219V218H229ZM195 220V219H194ZM209 220V219H208ZM217 220V219H216ZM237 220H238V218H237ZM240 220V219H239ZM254 220V219H253ZM259 220V219H258ZM259 220V221H260ZM243 221V220H242ZM248 221V220H247ZM258 221V222H259ZM262 222L264 221V218H263V220H261ZM147 222H149V223H147ZM171 222V221H170ZM210 222V221H209ZM231 222V221H230ZM239 222V221H238ZM246 222V221H245ZM69 223H70V220H69ZM109 225H108V224ZM141 223H143L142 225H141ZM145 223V224H144ZM212 223V222H211ZM215 223V222H214ZM247 223H249V222H247ZM261 223V222H260ZM264 223V222H263ZM262 223V224H263ZM71 224V223H70ZM175 224H176V222H175ZM242 224H244V223H242ZM241 224V225H242ZM169 225V224H168ZM172 225V224H171ZM203 225V224H202ZM226 225V224H225ZM264 225V224H263ZM190 226V225H189ZM235 226V225H234ZM245 226V225H244ZM246 226H248V225H246ZM258 226V225H257ZM173 227V226H172ZM204 227V226H203ZM243 227V226H242ZM251 227V226H250ZM249 227V228H250ZM259 227V226H258ZM264 227V226H263ZM205 228V227H204ZM217 228V227H216ZM241 228V227H240ZM240 228H237V229H240ZM255 228V227H254ZM70 230H71V227L69 228ZM185 229V228H184ZM229 229V228H228ZM247 229V228H246ZM253 229V228H252ZM205 230V229H204ZM209 230V229H208ZM223 230V229H222ZM231 230V229H230ZM236 230V229H235ZM242 230H244V228L242 229ZM233 231V230H232ZM247 231H249V230H246V232ZM252 231V230H251ZM177 232V231H176ZM202 232V231H201ZM219 232V231H218ZM230 232V231H229ZM253 232H254V230H253ZM257 232H258V230H257ZM178 233H179V230H178ZM233 233V232H232ZM244 233H245V230H244ZM260 232H258L257 234H259ZM207 234V233H206ZM220 234V233H219ZM223 234V233H222ZM243 234V233H242ZM251 235H253V234H255V233H253L252 234V232L250 233ZM262 234V233H261ZM191 235V234H190ZM210 235V234H209ZM208 234H207V236H209ZM230 235V234H229ZM236 235V234H235ZM248 235V234H247ZM70 236V235H69ZM159 236H160V234H159ZM204 236H205V234H204ZM217 236V235H216ZM226 236V235H225ZM241 236V235H240ZM263 236V235H262ZM71 237V236H70ZM148 237V238H147ZM157 237V236H156ZM203 237V236H202ZM206 237V236H205ZM251 238L253 237V236H250ZM167 238V237H166ZM193 238V237H192ZM244 238H247V237H245L244 236ZM257 238H259V236L257 237ZM108 239V238H107ZM202 239V238H201ZM204 239V238H203ZM255 239V238H254ZM261 239H263V237L261 238ZM106 240V239H105ZM258 240V239H257ZM213 241H215V240H213ZM250 241V240H249ZM263 241H264V239H263ZM148 242V241H147ZM9 243L12 245H15L17 248H18V245L15 243V242H10L9 241ZM221 243V242H220ZM246 243V242H245ZM254 243V242H253ZM259 244H260V242H258ZM188 244V243H187ZM214 244V243H213ZM252 244V243H251ZM262 244V243H261ZM217 245H219V243L217 244ZM216 245V246H217ZM254 245V244H253ZM256 246H258L257 244H255ZM149 246V245H148ZM175 246V245H174ZM181 246V245H180ZM183 246V245H182ZM194 246V245H193ZM249 245H247V247H248ZM264 246V245H263ZM262 246V247H263ZM150 247V246H149ZM172 247V246H171ZM215 247V246H214ZM219 247V246H218ZM218 247H216V248H218ZM250 247H251V245H250ZM254 248H255V246H253ZM258 247H261V245L260 246H258ZM173 248H176V247H173ZM172 248V249H173ZM202 248V247H201ZM215 248V249H216ZM221 248V247H220ZM219 248V249H220ZM241 248V247H240ZM243 248V247H242ZM249 248V247H248ZM252 248V247H251ZM172 249H170V251L172 250ZM191 249V248H190ZM192 249H194V248H192ZM227 249V248H226ZM258 249V248H257ZM260 249V248H259ZM181 250V249H180ZM183 250V249H182ZM197 250V249H196ZM199 250V249H198ZM202 250V249H201ZM213 250H214V248H213ZM222 250V249H221ZM220 250V251H221ZM242 250V252H243V249H241ZM246 250L248 251L249 249H247L246 248ZM251 250V249H250ZM262 250V249H261ZM21 251V250H20ZM178 251V250H177ZM176 250L174 251V252H177ZM239 251V250H238ZM246 251V252H247ZM252 251H254V249L253 250H251V252ZM255 251H257V250H255ZM254 251V253H257V252H255ZM264 251V250H263ZM171 252H173V251H171ZM182 252V251H181ZM219 252V251H218ZM222 252V251H221ZM226 252H228L227 250H226ZM234 252V251H233ZM250 252V251H249ZM250 252V253H251ZM23 253V252H22ZM185 253V252H184ZM208 253V252H207ZM213 253V252H212ZM211 253V254H212ZM258 253H260L259 251H258ZM1 254V253H0ZM20 254V253H19ZM169 254H172V253H170L169 252ZM174 254V253H173ZM172 254V255H173ZM214 254V253H213ZM217 254V253H216ZM236 254H238V252H236ZM246 254V253H245ZM262 253H260V255H261ZM165 255H166V253H165ZM171 255V256H172ZM182 255V254H181ZM187 255V254H186ZM207 255V254H206ZM217 255H219V253L217 254ZM228 255V254H227ZM231 255H233V253L231 252ZM231 255H228V256H230V258L232 257ZM252 255H254V254H252ZM168 256V255H167ZM171 256H168L169 257V259H170V257ZM223 256V255H222ZM240 256H241V254H240ZM244 256V255H243ZM255 256H257V255H255ZM262 256V255H261ZM161 257V256H160ZM162 257H165V256H163L162 255ZM179 257V256H178ZM189 257V256H188ZM210 257V256H209ZM214 257V256H213ZM250 257V256H249ZM13 257L10 255H8L7 256V258H6V263H1L0 262V264H11L12 262H13V259H12ZM15 258V257H14ZM114 258V259H113ZM158 258L160 259V260H158ZM181 258H183L182 256H181ZM191 258V257H190ZM196 258H198V257H196ZM203 258V257H202ZM201 258V262H202V260L204 261L206 258H205V256H204V258L202 259ZM212 258V257H211ZM230 258H228V259H230ZM255 258H257V259H259V257L257 256V257H255ZM12 259V260H11ZM179 259V258H178ZM178 259H175V261H174V259H172L173 261H171V260H169V261H171L172 263L171 264H175V262H176V260H178ZM185 259V258H184ZM184 259H182V260H184ZM189 259V258H188ZM199 259V258H198ZM227 259V261H229ZM250 259H251V257H250ZM261 259V258H260ZM257 260V263H258V261L259 262H263L264 263V261H261V260ZM18 260H20V256H19V258H18ZM22 260V259H21ZM166 260H167V258H166ZM181 259H179V261H180ZM181 260V261H182ZM190 260H192V259H190ZM255 260V259H254ZM253 260V261H254ZM262 260H263V258H262ZM72 262H73V260H71ZM70 261V262H71ZM159 261V262H158ZM164 261H165V259H164ZM168 261V260H167ZM169 261H168V263H169ZM226 261V262H227ZM252 261V262H253ZM163 262V261H162ZM178 262V261H177ZM198 262V264L200 263L199 261H196V262H193V264H196ZM205 262H207L208 263V261H204V264H205ZM230 262V261H229ZM248 262H249V259H248ZM17 263V262H16ZM28 263V262H27ZM166 264H167V262H165ZM184 263V262H183ZM189 263V262H188ZM206 263V264H207ZM250 263V262H249ZM185 264V263H184ZM190 264H192V263H190ZM216 264V263H215ZM260 264V263H259Z\"/></svg>",
  "mask_w": 264,
  "mask_h": 264
},
{
  "label": "water",
  "instance_id": "obj_3",
  "mask_svg": "<svg viewBox=\"0 0 264 264\" xmlns=\"http://www.w3.org/2000/svg\"><path fill=\"white\" fill-rule=\"evenodd\" d=\"M24 155V161L3 179L0 188V237L15 242L30 264H40L41 259L46 264L64 263L60 257L70 244L59 213L65 212L49 195L42 174ZM74 191L65 188L62 195L68 199Z\"/></svg>",
  "mask_w": 264,
  "mask_h": 264
}]
</instances>
